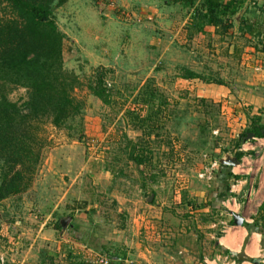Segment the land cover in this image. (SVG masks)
Segmentation results:
<instances>
[{
	"label": "rangeland",
	"instance_id": "obj_1",
	"mask_svg": "<svg viewBox=\"0 0 264 264\" xmlns=\"http://www.w3.org/2000/svg\"><path fill=\"white\" fill-rule=\"evenodd\" d=\"M247 6L258 16L264 0H246L242 10ZM193 8L172 0H68L53 9L65 35L63 68L81 82L73 96L83 110L64 128L43 125L29 187L0 202V264L19 259L14 243L23 232L29 237L71 211L93 237L141 241L154 264L218 260L216 241L225 230L211 204L214 177L199 174L232 153L247 114L238 103L254 95L264 51L237 23L222 32L193 22ZM186 71L206 81L184 79ZM100 74L107 104L86 88ZM25 98L21 88L8 95L18 104ZM141 153L146 161L137 166ZM58 204L70 209L54 213ZM102 247L93 245L92 262L120 254Z\"/></svg>",
	"mask_w": 264,
	"mask_h": 264
},
{
	"label": "trees",
	"instance_id": "obj_2",
	"mask_svg": "<svg viewBox=\"0 0 264 264\" xmlns=\"http://www.w3.org/2000/svg\"><path fill=\"white\" fill-rule=\"evenodd\" d=\"M67 1L0 0V202L21 195L29 187L44 146L43 125L64 128L83 110L82 103L73 96L74 91L82 87L81 82L63 68L65 35L52 18L53 9ZM172 1L193 8L196 0ZM245 2L202 0L193 8V22L206 21L211 27L230 32L235 27L237 15L241 14L238 33L256 39L264 51V11L257 8L259 15L256 16L249 6L242 10ZM184 76L188 80L206 81L192 71H186ZM103 79V74L98 75L86 88L107 104ZM216 84L221 86L223 81ZM18 88L26 91L25 101L21 104L8 99L9 93ZM151 96L144 104L152 101L154 97ZM263 116L264 110L253 117L246 114L248 126L238 135L232 151L237 161L244 155L238 151L243 143L251 138H264ZM143 155L133 158L137 166L145 163ZM56 228L60 230L59 222ZM111 264L125 263L117 260Z\"/></svg>",
	"mask_w": 264,
	"mask_h": 264
},
{
	"label": "crops",
	"instance_id": "obj_3",
	"mask_svg": "<svg viewBox=\"0 0 264 264\" xmlns=\"http://www.w3.org/2000/svg\"><path fill=\"white\" fill-rule=\"evenodd\" d=\"M253 89L254 95H249L238 103L239 108H245L242 111L250 113L249 117L264 110V72L263 75L256 76ZM262 120L264 122V116ZM240 121L241 127L248 126L247 117L241 118ZM238 151L244 153L239 161L231 152L220 155L219 163L229 158L234 159L236 165L220 164L213 175V191L216 198L211 204L213 209L216 207L219 210L218 223L225 230V234L216 241L219 255L213 264H264V138L243 143ZM234 176L238 179H233ZM69 209L66 204H58L52 211L67 213ZM70 213L57 221L60 223L66 220V226L62 228L60 225L61 234L56 237L58 229L55 223L46 228L41 225L36 233L29 237H25L23 232L18 238L19 241L14 243V246H18L15 254L19 258L14 261L15 264H92L91 253H95L91 249L93 245H102V250L107 248L106 245L120 249V254L108 257L114 262L118 260L125 264H143V259L147 258L146 264H154L148 255H143V246L138 244L141 241L128 240L120 233L116 242L108 241L105 236L93 237L92 229L91 232L80 231L76 219L78 212H75V215H72V211ZM236 216L242 219L241 226L234 224ZM26 240L32 241L28 250L23 247ZM36 245H40L39 249H36Z\"/></svg>",
	"mask_w": 264,
	"mask_h": 264
},
{
	"label": "built area",
	"instance_id": "obj_4",
	"mask_svg": "<svg viewBox=\"0 0 264 264\" xmlns=\"http://www.w3.org/2000/svg\"><path fill=\"white\" fill-rule=\"evenodd\" d=\"M256 138H252L250 140H247L245 143H249L253 140H255ZM217 165L214 163V165H210V167L208 168H203L202 172L199 174V177L201 179H205L207 181H211L214 175V171H216L217 169ZM93 264H111V260L105 257H97L95 259V261L93 262Z\"/></svg>",
	"mask_w": 264,
	"mask_h": 264
},
{
	"label": "water",
	"instance_id": "obj_5",
	"mask_svg": "<svg viewBox=\"0 0 264 264\" xmlns=\"http://www.w3.org/2000/svg\"><path fill=\"white\" fill-rule=\"evenodd\" d=\"M240 15L241 14H238L237 15V17H236V19H235V23H238V21H239V18H240ZM237 25V24H236ZM252 139V138H251ZM248 140H250V139H248ZM220 164L222 165V166H235L236 165V163H235V160L234 159H229V158H227V159H225V161H221L220 162ZM242 219L240 218V217H234V224L236 225V226H241L242 225ZM60 225H61V227L62 228H64L65 226H66V220H62L61 222H60Z\"/></svg>",
	"mask_w": 264,
	"mask_h": 264
}]
</instances>
